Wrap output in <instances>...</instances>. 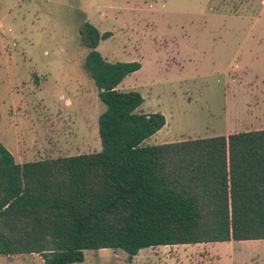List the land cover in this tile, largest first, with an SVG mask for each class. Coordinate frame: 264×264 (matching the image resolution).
Returning <instances> with one entry per match:
<instances>
[{"label": "rangeland", "instance_id": "obj_1", "mask_svg": "<svg viewBox=\"0 0 264 264\" xmlns=\"http://www.w3.org/2000/svg\"><path fill=\"white\" fill-rule=\"evenodd\" d=\"M249 1L0 0V143L17 164L101 150L105 107L83 67L85 23L111 34L96 48L107 62L141 64L116 89L139 92V110L168 120L143 145L242 131L241 92L223 72L246 49L244 34L264 31V6ZM217 244L147 248L130 260L120 250H89L75 264H220ZM0 264L43 261L13 255Z\"/></svg>", "mask_w": 264, "mask_h": 264}, {"label": "trees", "instance_id": "obj_2", "mask_svg": "<svg viewBox=\"0 0 264 264\" xmlns=\"http://www.w3.org/2000/svg\"><path fill=\"white\" fill-rule=\"evenodd\" d=\"M82 34L105 107L101 150L17 164L0 143V256L75 264L89 250L130 260L147 248L264 240V130L143 145L165 117L116 89L141 64L107 62L96 48L109 32L85 23Z\"/></svg>", "mask_w": 264, "mask_h": 264}, {"label": "crops", "instance_id": "obj_3", "mask_svg": "<svg viewBox=\"0 0 264 264\" xmlns=\"http://www.w3.org/2000/svg\"><path fill=\"white\" fill-rule=\"evenodd\" d=\"M252 3L253 0H250L249 5H252ZM259 3L264 6V0H259ZM241 45H246V49L243 50L239 47L223 72V76L227 78L229 83L237 84L236 87L238 92H241L245 106L246 118L244 122L239 121V124L237 121L236 126L242 128V131L239 132L264 130V31L245 33ZM137 111L149 114V112H142L139 109ZM165 121V126L154 135L166 129L168 125L166 117ZM234 133H238V131H228L224 136ZM207 244L216 245V243ZM217 245L221 247V249L216 248V250H219L220 264H264V240H230L220 242ZM227 247L229 255H227V259H224L220 252H223V249L226 250Z\"/></svg>", "mask_w": 264, "mask_h": 264}, {"label": "built area", "instance_id": "obj_4", "mask_svg": "<svg viewBox=\"0 0 264 264\" xmlns=\"http://www.w3.org/2000/svg\"><path fill=\"white\" fill-rule=\"evenodd\" d=\"M263 3V2H262Z\"/></svg>", "mask_w": 264, "mask_h": 264}]
</instances>
